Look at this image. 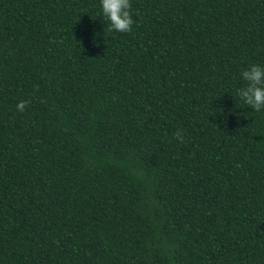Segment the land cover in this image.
Instances as JSON below:
<instances>
[{"label": "trees", "instance_id": "obj_1", "mask_svg": "<svg viewBox=\"0 0 264 264\" xmlns=\"http://www.w3.org/2000/svg\"><path fill=\"white\" fill-rule=\"evenodd\" d=\"M131 4L0 0V264H264V0Z\"/></svg>", "mask_w": 264, "mask_h": 264}, {"label": "clouds", "instance_id": "obj_2", "mask_svg": "<svg viewBox=\"0 0 264 264\" xmlns=\"http://www.w3.org/2000/svg\"><path fill=\"white\" fill-rule=\"evenodd\" d=\"M97 6V17L104 18L108 32L127 33L132 30L134 10L131 0H98ZM240 78L246 83L236 90L237 97L253 111L264 109V65H248L240 72ZM27 103L19 100L16 110L23 112Z\"/></svg>", "mask_w": 264, "mask_h": 264}]
</instances>
